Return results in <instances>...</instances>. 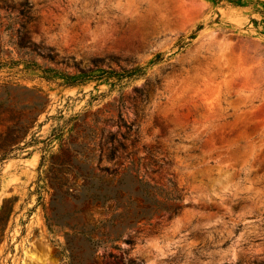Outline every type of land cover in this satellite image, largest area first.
<instances>
[{"label": "rangeland", "instance_id": "374dc122", "mask_svg": "<svg viewBox=\"0 0 264 264\" xmlns=\"http://www.w3.org/2000/svg\"><path fill=\"white\" fill-rule=\"evenodd\" d=\"M22 1L0 0V264H264V0H28L27 53Z\"/></svg>", "mask_w": 264, "mask_h": 264}, {"label": "trees", "instance_id": "16d2710c", "mask_svg": "<svg viewBox=\"0 0 264 264\" xmlns=\"http://www.w3.org/2000/svg\"><path fill=\"white\" fill-rule=\"evenodd\" d=\"M0 8H5L6 10L9 9L8 5H2ZM19 16L21 18L20 20V26L17 29V44L21 49H24L27 52H37V44L32 42V40L29 38L28 34V25L34 20V16L31 12L32 10V5L28 0L22 1L19 6L17 7ZM44 55V54H43ZM45 56L49 57L51 60H56V55L53 54L52 52H48L45 54ZM142 69L140 66H136L130 69H122V71H117V70H106L109 74H118V78L122 79L126 76H133L135 74H143V71L139 72ZM83 73H87L86 71L81 70ZM80 81V80H79ZM78 83L72 82L70 85H74ZM135 90L140 94L142 98L145 97L144 89L142 88H135ZM123 120V119H122ZM123 125L126 128L127 132L132 131V124H128L123 120ZM122 137L124 139H127L126 134H122ZM116 142H119V145L115 144ZM110 151L107 155V158L109 160H114L117 156V153L119 152L120 149L126 150L127 147L124 143L120 142V140L112 134L110 136ZM121 147V148H119ZM149 156V161L145 163L146 168L145 170L140 173V164H141V159L143 157L139 156L137 158L134 157L135 152L130 151L127 152L125 155V161L129 163V165L123 167L125 171L129 170H134L136 172L137 179L140 183L145 186L144 188V193L156 204L159 205L160 209H164L170 214H175L178 212L180 206L178 205H169L167 206L166 204H162L159 201V197H162L166 200H175L179 199V194L177 193V184L174 182L172 177H166V183H159L155 182V184H152L149 180L150 177V170L151 172L155 173L159 171L162 167V164L155 160L150 152L147 153ZM165 163H168L167 161ZM154 166H157V168H154ZM101 171L104 173L102 176H98V185H94L95 188L93 190V196L96 198L98 202L105 203L106 200L108 199H114L117 200L116 196H110L105 193L108 189V186L111 182L115 181V178L118 177L119 175L123 174L122 171H120L117 167L111 168V167H101ZM105 175H109V179H106ZM121 179L118 180L120 182ZM128 243H133L132 240H127ZM134 262V260H132Z\"/></svg>", "mask_w": 264, "mask_h": 264}, {"label": "bare ground", "instance_id": "6f19581e", "mask_svg": "<svg viewBox=\"0 0 264 264\" xmlns=\"http://www.w3.org/2000/svg\"><path fill=\"white\" fill-rule=\"evenodd\" d=\"M129 1V0H128ZM232 180V179H231ZM231 180L230 179H223V181L221 182V186L224 187V186H227L231 183ZM233 182V181H232Z\"/></svg>", "mask_w": 264, "mask_h": 264}, {"label": "water", "instance_id": "95a60500", "mask_svg": "<svg viewBox=\"0 0 264 264\" xmlns=\"http://www.w3.org/2000/svg\"><path fill=\"white\" fill-rule=\"evenodd\" d=\"M248 39V38H247Z\"/></svg>", "mask_w": 264, "mask_h": 264}]
</instances>
